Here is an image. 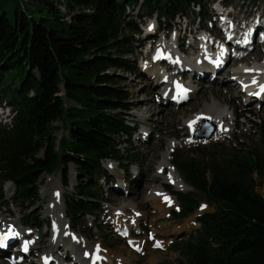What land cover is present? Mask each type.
Segmentation results:
<instances>
[{
	"label": "trees",
	"instance_id": "16d2710c",
	"mask_svg": "<svg viewBox=\"0 0 264 264\" xmlns=\"http://www.w3.org/2000/svg\"><path fill=\"white\" fill-rule=\"evenodd\" d=\"M204 1L0 0V104L7 102L16 113L11 128L0 127V194L10 182L16 199H35L40 177L56 172L67 187L71 164L77 180L65 199L66 217L74 228L83 227L80 217L109 202L99 194L100 179L113 181L101 162L120 164L136 156L132 150L122 156L118 149L120 137L130 139L134 130L125 119L133 110L126 80L116 73L139 72L127 58L134 53L133 35L142 33L136 8L169 28L178 16L204 19ZM247 116L243 112L236 120ZM58 121L68 134L56 150ZM261 122L253 118L250 126ZM204 153L208 158L197 149L200 159L173 163L190 192L167 188L179 203L173 221L191 217L202 201L214 208L196 217L198 229L171 245L181 257L178 264H264L263 148L238 145L225 157Z\"/></svg>",
	"mask_w": 264,
	"mask_h": 264
},
{
	"label": "rangeland",
	"instance_id": "374dc122",
	"mask_svg": "<svg viewBox=\"0 0 264 264\" xmlns=\"http://www.w3.org/2000/svg\"><path fill=\"white\" fill-rule=\"evenodd\" d=\"M211 1L212 0L204 1L208 9L205 18H212L214 16L212 7L215 6L210 4ZM34 2H36V0H34ZM231 5L234 7L233 14L238 17L244 15L245 17L252 16L253 18L255 14L263 13L264 10V0H231ZM139 8L140 7H137L134 12V21L142 33L139 36L133 35L135 39L133 46L134 53L132 56L127 57L129 60L135 61L137 68H139L141 58H143L142 62H148L152 53L151 50L149 55H144L146 49L141 47L145 36L143 32H147L152 24L154 27H156L155 23L158 25L157 21L155 22V15L149 18L147 15H144L145 11ZM60 10L64 14L67 13L64 7H60ZM253 13L254 15H252ZM139 15L143 17L139 18ZM193 19L197 20L196 15H190L189 18H185L184 20L179 16L176 17L172 25L170 24L171 27L169 32L166 31L167 26H165V28H160V32H158L157 29L155 42L159 43L162 39L168 41L172 38V35L175 34H177L178 37L177 31H174V29L179 30L180 23H183L181 28L185 30L184 26H187L188 29L186 30L189 32H192V24H195L196 28L200 27V23L193 21ZM204 29L205 31H210V25ZM162 30H165V32L163 33ZM152 33H154V31ZM214 33H219L216 28ZM180 34H182V32H180ZM197 35L198 34L193 33V39L195 38L194 36ZM252 46H254L255 49L253 50V48H251L247 53H244L246 54V58L244 59L255 58L257 61L260 60V57L264 59V43L261 45L253 44ZM198 52L199 51H196L193 54ZM189 53H191L190 50L184 52L182 55L189 56ZM242 61L243 59L239 60V58L237 60H234V58L229 60L228 66L226 65V67H223L221 72L215 75L216 81L209 84L206 81L201 82L194 80L196 86L194 89L195 92L190 100L183 105L173 106L168 104L161 108L154 104L155 102H153V99L156 102L160 101L159 94L161 93L162 85L157 87L151 86L140 72H116L126 80L124 86H126L131 97L133 110L129 111L126 121L130 127H136L130 142L126 140L119 142V153L125 156L127 150H132L135 152L136 156L134 160H126L125 162H120V164L115 163V170L111 172L115 177H120L116 169L117 166L131 175V178H129L127 182H123V179L116 182L118 183V189H116L118 192H110L107 188H104V185H101L99 194L107 197L109 203L100 204L98 207L99 210L94 211L93 215L80 217L79 220L84 223L83 227H73L77 225L72 224L71 220L65 217V199L67 196L74 193L77 179L74 167L71 164L68 166L67 187L61 184L60 174L56 172L50 176L43 174L40 177L39 194L35 199L31 198L27 201L16 199L14 187L10 182L5 184L2 194H0V218H4L8 222H14V224L17 225L15 228L16 231L18 228L24 229L25 232L31 231V237H39V241L34 246H31L30 249L31 253L34 255L33 260H35V263L40 260L41 256L48 254L53 257L54 261L58 259L56 254H52L55 248L52 250L50 244L51 240L54 238V235H52L54 221L46 215L47 211H53L59 214L61 227L63 223H66L65 238L69 240V236L73 235L82 240L83 242L78 247L79 253L81 254H83V252L91 254L97 250V253L103 258V263L101 264H109L108 261L112 264H123L119 263L118 259L122 261L125 260V264H178L181 257L177 252L171 251V245L183 240L182 238L184 236L185 239L190 232L198 228L195 224L196 216L211 213L214 211V208L202 201L196 213L188 220L180 223L170 219V212L177 211L179 207V203H177L175 199L174 202H172L174 208H168L162 204V210H151L152 202H140V199L149 192V188L160 184V179L156 177V169L161 161V155L166 151L167 144L170 141L176 143V147L171 156L172 165L174 162H177V159L189 158L192 156L200 159V154H196L197 149L204 154V158H208L206 153H204L208 151L213 152L212 154L214 156L220 154V156L225 157L232 148L238 145L256 151L263 148L264 151V103L260 105L257 103L255 104L254 99L248 102L246 96L241 93L238 94V86L234 89L228 88L229 84L235 83V79H231L232 83L228 81L227 85L223 84L225 80L230 78V71L232 68L240 65ZM179 76L180 74L178 73L177 77ZM214 98L222 102V104L226 103L228 109L230 108L229 119L226 123L228 126L226 128L227 132L225 131L226 134L222 139L216 141L212 139L209 142H197L194 140V134H188L186 121L197 115L200 110L204 111L202 109L203 106L210 104L211 100ZM69 105L70 102L66 101L65 107L67 108ZM155 109L157 113L154 112ZM149 110L150 113L147 116L148 121L144 123L140 122L137 118V114L147 113ZM243 112H247V117L249 118L236 120V116H242ZM253 118L254 120L255 118L262 120L258 128H252L250 126V120ZM53 126L56 128L53 136L57 139L55 149L59 150L58 142L62 136H67L68 132L60 129L61 123L59 121L54 123ZM145 126H148L147 131L144 130L146 132L145 135L149 134L150 136L147 137L146 140L142 139V132ZM201 126L202 124L199 123L197 131L200 130ZM123 139L125 138L123 137ZM185 141L188 142L186 143ZM196 147L198 148L195 149ZM42 156L43 152L40 153L39 157ZM174 169L183 181L177 169ZM135 171L139 172V177L138 174L135 175ZM111 177L114 183L116 178L113 176ZM46 178H50L51 183L46 184ZM120 186L122 188H127V191H120ZM163 187L165 191L168 190L167 188L172 192L174 191L169 185H164ZM53 189L60 190L61 193L62 202L56 205L52 201L51 192ZM259 189L260 192L263 191L262 188ZM170 196L173 198V195L170 194ZM129 203L135 204V210L126 208L122 212H116V209L121 205ZM52 204L53 207L50 208ZM57 205H59L58 209ZM134 220H137V229L127 232V237L125 232H123V228L126 227L130 221ZM2 222L3 221H0V223ZM48 222L49 224L45 225V223ZM16 234H19V232H16ZM57 235L59 236V234ZM150 237L152 239H150ZM61 243L59 244L64 246L63 242ZM56 245H58V243ZM60 247L57 249H59V252L63 253ZM134 247L141 250V252L136 253L133 250ZM93 248L95 249L94 251L92 250ZM12 254H15V252H13L11 248L7 251L6 255L3 257L0 256V264H9ZM19 258L22 260L21 257ZM59 260H61L60 264H73L76 258L74 257L72 262L71 253H69V259L67 261L62 260V258H59ZM79 262L80 261H78V263ZM20 264H31V261L25 259V261L22 260Z\"/></svg>",
	"mask_w": 264,
	"mask_h": 264
},
{
	"label": "bare ground",
	"instance_id": "6f19581e",
	"mask_svg": "<svg viewBox=\"0 0 264 264\" xmlns=\"http://www.w3.org/2000/svg\"><path fill=\"white\" fill-rule=\"evenodd\" d=\"M264 13V10H263ZM154 25L152 24L150 27H153ZM231 28V26L229 25L227 27V29ZM150 31V29H148V32ZM176 41L177 38L176 36H172V38L170 40H160L158 48H162L164 50L165 53L168 54V60L169 58H177L179 61H182L184 63H181L182 66H177L176 67V72H180L179 69H182V71L186 70V67L190 68L192 71H198V69L195 67V65L191 62L193 60L196 59V54L193 53H189V56H183L180 55L177 52V48H176ZM201 46H203V44H201ZM204 47H208V45H204ZM255 49V47H253V50ZM246 58V55L239 58V60L243 59V61L240 63V65L235 66L234 68H232V70L230 71V78L228 80H225L223 84L228 83H232L231 79H242L243 80V86L247 85V88L249 90L248 93V102H250L251 100H253V95L258 91V88L261 84H264V59L263 57H260V60L257 61L255 58L252 59H244ZM263 59V60H261ZM170 62V61H169ZM151 66V70H147L145 71L146 75H148V77H151L153 75V71L155 70V72H157L156 66L155 65H148V67ZM203 68H205L204 65H202ZM181 73V72H180ZM165 77V76H164ZM170 76H167V78H169ZM196 77V76H195ZM218 78V77H217ZM160 81V79H159ZM216 81V77L214 75H211L209 77V79L206 81L208 84L211 82ZM149 83L151 84V86H155L157 87V77L155 79V81L153 83H151L149 81ZM206 83V84H207ZM216 83V82H215ZM190 85V84H189ZM238 84L235 82L233 84H229L228 88L234 89L235 87H237ZM195 87L194 83L192 86H190L191 90V95L190 97L194 94L195 92ZM168 90L167 86H165L164 88H162V92L159 94V102L154 101V104L161 108L162 106H165L163 103L165 102V91ZM232 91V90H231ZM237 93V91H236ZM238 94H240V90L238 91ZM172 95H170L171 97ZM157 97V96H156ZM189 98V97H188ZM262 100L264 101V97L262 98ZM263 104V103H262ZM156 108V107H155ZM158 109V108H157ZM204 111L200 110V112L191 117L189 120L186 121V129L188 131L189 135H192L193 133L195 134L198 130V124L199 123H203L205 121L210 122L212 125L215 126L216 128V133L213 137V140H219L222 139L225 134H226V128L227 126V121H228V116H229V109H228V105L226 103L222 104V102L216 100L215 98L211 100L210 104L208 105H204L202 108ZM155 113H157V110H154ZM150 113V110L147 111V113H143V114H137V118L140 122L144 123L147 120V116ZM15 112L14 110L7 104V103H2V105H0V124L3 125V128H11L12 127V120L13 117L15 116ZM200 120V121H198ZM148 126H145V128H143V132H142V136L144 135L145 138L150 137L149 135H145V131H147ZM226 131V132H225ZM124 139L121 138L120 141L122 142ZM186 142V141H185ZM188 142V141H187ZM186 142V143H187ZM176 147V143L170 141L167 144L166 147V151H164V154L161 155V161L159 163V165L157 166L156 169V177L160 179V184L157 186H153L152 188H149V192L147 194H145L141 199V201H144L145 203L147 202H152L151 204V210L153 209H161L162 204L165 205V207H170L172 206V208H174V206L172 205V202H174V198H172L170 196V194H168L165 190H164V185H169L173 188L174 191L176 192H182V193H186L189 191V187L181 180V178L178 176V174L176 173L175 169L173 168V165L171 163V156L174 152V149ZM106 162H101L102 165L105 166ZM110 172H113L115 169L112 166V164L106 165L105 166ZM138 177L139 172H137ZM46 184L51 183V179L50 178H46ZM121 191H127V188H121ZM44 193V192H43ZM52 195V201L56 204H58L61 201V193L60 190H56L53 189L51 192ZM52 208L53 204L50 205ZM59 205H57V209H58ZM126 208H131L132 210H135V204L134 203H129V204H124L121 205L118 209H116V212H122L124 211ZM136 212V211H135ZM46 215L48 216V218L52 219L54 221V227L52 230V235H54V238L51 240L50 244H51V249L53 250L55 248V251L52 252V254H56V256L58 257V259L55 261V264H60L61 260H59V258H62V260L67 261L69 259V253H71V259L73 262V258L75 257L76 260H74L75 262H73V264H88V260H86V258L84 257V254L88 252H83V254L79 253L78 247L81 245V243L83 242L82 240L78 239L76 236L74 239H69L67 240L65 238V230H66V223H63L62 227L60 226V216L58 213H55L53 211H47ZM120 218V217H119ZM0 221H3L2 223H0V229H2L3 231L5 230H11L12 232H19L21 231L20 228H18V230L16 231L15 228L17 227V225L14 224V222H8L6 221L4 218H0ZM137 220L134 221H130L128 223V225L126 227L123 228V232H125L126 236L128 237V233L129 231H132L133 229H137V224L136 223ZM1 230V231H2ZM59 234V236L57 235ZM70 237V236H69ZM63 242L64 246H61ZM58 243V245H56ZM61 243V245L59 244ZM79 243V245H78ZM61 246V247H60ZM61 248L60 250L63 252H59L57 248ZM64 247V248H63ZM77 247V248H76ZM71 250V251H70ZM93 251L95 250L94 248L92 249ZM7 252H4L3 256L6 255ZM93 253V252H92ZM2 256V257H3ZM99 260L96 264H101L103 263V258L101 256H99ZM30 261L33 262V264H35V260H33V258L29 259ZM78 261H80L78 263ZM77 262V263H76ZM119 263H123L125 264V260H120L118 259ZM109 264H112L110 261H108Z\"/></svg>",
	"mask_w": 264,
	"mask_h": 264
},
{
	"label": "water",
	"instance_id": "95a60500",
	"mask_svg": "<svg viewBox=\"0 0 264 264\" xmlns=\"http://www.w3.org/2000/svg\"><path fill=\"white\" fill-rule=\"evenodd\" d=\"M215 132V126L205 121L202 123L200 130L194 134V140L197 142H209L213 139Z\"/></svg>",
	"mask_w": 264,
	"mask_h": 264
},
{
	"label": "built area",
	"instance_id": "2783aa9c",
	"mask_svg": "<svg viewBox=\"0 0 264 264\" xmlns=\"http://www.w3.org/2000/svg\"><path fill=\"white\" fill-rule=\"evenodd\" d=\"M0 126L3 128V125L2 124H0Z\"/></svg>",
	"mask_w": 264,
	"mask_h": 264
},
{
	"label": "snow or ice",
	"instance_id": "6c2138e0",
	"mask_svg": "<svg viewBox=\"0 0 264 264\" xmlns=\"http://www.w3.org/2000/svg\"><path fill=\"white\" fill-rule=\"evenodd\" d=\"M203 207V206H202Z\"/></svg>",
	"mask_w": 264,
	"mask_h": 264
}]
</instances>
